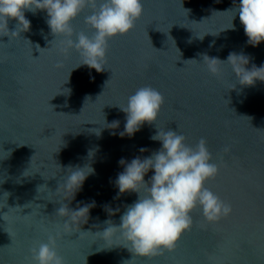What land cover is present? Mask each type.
<instances>
[{"label": "water", "instance_id": "water-1", "mask_svg": "<svg viewBox=\"0 0 264 264\" xmlns=\"http://www.w3.org/2000/svg\"><path fill=\"white\" fill-rule=\"evenodd\" d=\"M235 3L142 0L143 16L127 35L108 41L106 68L99 73L77 67L76 50H60L44 11H25L31 26L19 37L0 32V264H31L30 249L62 223L55 215L56 189L67 168L89 164L94 174L69 207L93 200L96 207L81 232L57 240L65 264H264V82L242 86L229 64L214 77L200 63L204 55L226 61L235 52L250 57L248 69L264 64V42L248 45L239 16L224 12ZM88 14L86 9L73 21L76 33L92 35L84 23ZM16 24L8 21L9 32ZM143 86L164 96L158 120L131 139L113 135L125 124L118 105ZM113 121L118 129L107 128L115 127L106 125ZM156 126L177 130L190 146L207 141L219 173L205 186L232 212L209 223L197 207L175 248L151 257L124 247L99 250L106 245L93 233L105 220L119 224L124 206L137 199L131 192L114 199L118 190L110 181L123 170L118 161L159 149L150 139ZM105 205L120 211L109 216Z\"/></svg>", "mask_w": 264, "mask_h": 264}, {"label": "clouds", "instance_id": "clouds-1", "mask_svg": "<svg viewBox=\"0 0 264 264\" xmlns=\"http://www.w3.org/2000/svg\"><path fill=\"white\" fill-rule=\"evenodd\" d=\"M235 5L224 12L234 13L233 19L238 15L247 44L259 46L264 42V0H238ZM86 9L90 14L84 16V23L91 28V36L84 32L76 33L73 28V21ZM25 11L33 14L46 12V24L58 41L60 50L65 53L76 50L80 56L77 67L87 66L99 73L106 68L108 41L127 35L134 29L136 21L143 16V4L142 0H0V32L6 30L11 36L19 37L21 32L29 31L31 25ZM10 19L17 21L16 29L12 32L8 29ZM233 27L232 23L228 29ZM200 63L214 77L220 75L221 64H229L242 86L264 82V64L258 67L253 64L248 69L246 66L250 63V57L242 53H230L226 61L204 55ZM164 102V96L156 88H138L128 96L124 105H118L126 114L124 129L112 134L131 139L145 123H156ZM106 125H115L107 127L115 130L119 127V121ZM150 139L158 141L160 148L146 157L136 156L130 161L121 158L118 161L123 170L114 181H110L118 190L114 199L129 192L136 193L137 199L124 206L119 224L108 219L104 221L105 227L92 232L106 245L99 250L124 247L133 256L151 257L161 250L171 251L175 248L179 237L190 228L191 213L197 207L209 223L226 218L232 212L230 203L205 186L218 175L219 166L213 162L204 138L195 146H190L186 143L185 135L177 130L157 127ZM146 151L149 150L139 149L140 153ZM94 171L90 164L67 168L63 182L56 189L60 196L56 203L60 206L55 215L62 223L56 225L55 234H49L46 242L37 241L30 249L31 264H65L64 258L58 254L57 240L62 235L81 232V226L88 223L90 211L96 207L94 200L79 202L75 209L69 205ZM149 171L153 174L145 180ZM104 210L109 216L120 211L119 208L113 210L109 205H105ZM44 231L48 232L47 229Z\"/></svg>", "mask_w": 264, "mask_h": 264}]
</instances>
